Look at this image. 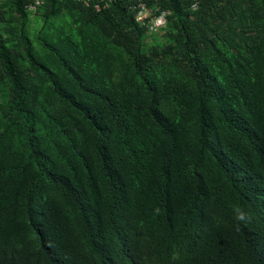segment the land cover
<instances>
[{
    "label": "trees",
    "instance_id": "16d2710c",
    "mask_svg": "<svg viewBox=\"0 0 264 264\" xmlns=\"http://www.w3.org/2000/svg\"><path fill=\"white\" fill-rule=\"evenodd\" d=\"M148 1L0 4V264H264V0Z\"/></svg>",
    "mask_w": 264,
    "mask_h": 264
},
{
    "label": "built area",
    "instance_id": "2783aa9c",
    "mask_svg": "<svg viewBox=\"0 0 264 264\" xmlns=\"http://www.w3.org/2000/svg\"><path fill=\"white\" fill-rule=\"evenodd\" d=\"M75 3L82 4L85 7L92 8L98 13L117 0H72ZM153 1V0H152ZM190 11H196L203 0H189ZM45 0H27L24 8L27 13L34 15L44 5ZM134 21L145 33L154 34L166 26L167 13L159 11L154 4H149L148 0H130Z\"/></svg>",
    "mask_w": 264,
    "mask_h": 264
},
{
    "label": "rangeland",
    "instance_id": "374dc122",
    "mask_svg": "<svg viewBox=\"0 0 264 264\" xmlns=\"http://www.w3.org/2000/svg\"><path fill=\"white\" fill-rule=\"evenodd\" d=\"M5 1L6 0H0V4H4ZM37 18H38L37 14L29 17V29L32 33V36H34L40 30L42 25L41 22L37 20ZM168 32H169L168 27L165 26L157 33L154 34L146 33L142 40V50L149 51L152 47L162 48L166 43Z\"/></svg>",
    "mask_w": 264,
    "mask_h": 264
},
{
    "label": "clouds",
    "instance_id": "9594fccd",
    "mask_svg": "<svg viewBox=\"0 0 264 264\" xmlns=\"http://www.w3.org/2000/svg\"><path fill=\"white\" fill-rule=\"evenodd\" d=\"M234 219L238 222V226L239 225L246 226L247 224L251 223L252 217L243 209L236 207L234 209Z\"/></svg>",
    "mask_w": 264,
    "mask_h": 264
}]
</instances>
